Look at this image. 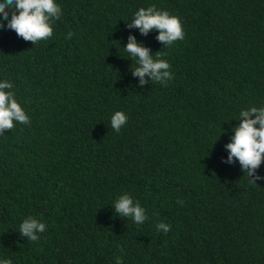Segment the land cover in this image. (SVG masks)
<instances>
[{
	"label": "trees",
	"instance_id": "trees-1",
	"mask_svg": "<svg viewBox=\"0 0 264 264\" xmlns=\"http://www.w3.org/2000/svg\"><path fill=\"white\" fill-rule=\"evenodd\" d=\"M55 2L53 35L36 44L0 15V82L30 117L0 135V260L264 264V179L222 162L240 112L264 107V0ZM151 5L180 18L183 40L126 27ZM129 35L162 52L166 85L132 75ZM116 111L128 117L119 133ZM124 193L142 224L115 212ZM29 216L47 226L35 242L19 233Z\"/></svg>",
	"mask_w": 264,
	"mask_h": 264
},
{
	"label": "clouds",
	"instance_id": "clouds-1",
	"mask_svg": "<svg viewBox=\"0 0 264 264\" xmlns=\"http://www.w3.org/2000/svg\"><path fill=\"white\" fill-rule=\"evenodd\" d=\"M13 7L15 10L9 19L7 9ZM0 15L3 20L8 21L7 29L15 31L17 36L23 40L36 44L38 41L52 37L53 24L60 19L61 7L55 0H0ZM0 27H5L3 21H0ZM126 27L139 29L140 33L145 36L150 31L156 30L158 32L156 39L165 47L172 45L175 41L183 40L185 36L180 18L170 15L168 11L157 9L155 5L140 8L134 14L131 23L126 24ZM71 36L72 33L69 32L66 38H71ZM124 49L130 57L136 58L138 66L131 70L133 76L139 77L140 85L149 82L144 79L145 76L162 85H166V82L172 79L169 63L160 58L162 52L155 53L156 58L154 59L149 48L138 43L132 35L128 36ZM12 88L13 84L8 80L0 82V135L5 130L13 129L14 121L24 125L30 124V117L17 100L15 93L11 91ZM127 120L128 117L123 111H116L111 117L112 129L119 133ZM238 121V125L232 128L234 135L225 145L228 150L227 160L222 162L231 163L235 157L250 182L255 183V181L264 179V176L256 174V170L264 161V107L253 106L242 110ZM177 203L183 205L182 200H178ZM114 210L122 217H130L136 224H142L148 219L145 209L141 207L139 201L134 202L128 193H124L116 199ZM156 229L158 232L167 233L170 231V225L161 222L156 225ZM46 230L45 223L31 216L24 219L19 226L20 235L33 242L39 239L38 233H43ZM117 247L120 246L117 245ZM121 253H123L122 248ZM0 264H12V261L4 259L0 260ZM116 264H123L121 257L116 258Z\"/></svg>",
	"mask_w": 264,
	"mask_h": 264
}]
</instances>
